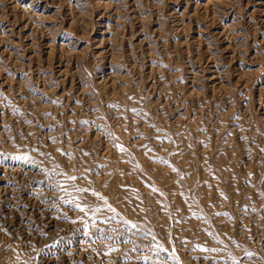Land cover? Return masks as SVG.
Listing matches in <instances>:
<instances>
[{
    "label": "rangeland",
    "instance_id": "374dc122",
    "mask_svg": "<svg viewBox=\"0 0 264 264\" xmlns=\"http://www.w3.org/2000/svg\"><path fill=\"white\" fill-rule=\"evenodd\" d=\"M0 264H264V0H0Z\"/></svg>",
    "mask_w": 264,
    "mask_h": 264
}]
</instances>
